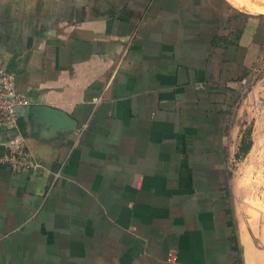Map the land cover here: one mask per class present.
Listing matches in <instances>:
<instances>
[{
	"label": "crops",
	"instance_id": "crops-1",
	"mask_svg": "<svg viewBox=\"0 0 264 264\" xmlns=\"http://www.w3.org/2000/svg\"><path fill=\"white\" fill-rule=\"evenodd\" d=\"M262 58L264 14L230 0H0V67L76 123L17 108L36 167H0V264H239L233 239L253 264L225 193Z\"/></svg>",
	"mask_w": 264,
	"mask_h": 264
},
{
	"label": "rangeland",
	"instance_id": "rangeland-1",
	"mask_svg": "<svg viewBox=\"0 0 264 264\" xmlns=\"http://www.w3.org/2000/svg\"><path fill=\"white\" fill-rule=\"evenodd\" d=\"M261 1L264 0L255 2ZM238 8L246 11L240 6ZM247 71L252 82L248 85L249 91L255 92L257 98L260 96V103L261 92L264 90V58L251 65ZM243 87L247 88V85L244 84ZM256 114L255 122L259 132L255 133L254 141L258 143L250 155L243 156L236 161V166H231L225 194L231 206V217L235 226L240 235L243 233L250 240L252 263L264 264V129L258 126L264 125V111ZM240 255L242 256V250Z\"/></svg>",
	"mask_w": 264,
	"mask_h": 264
},
{
	"label": "built area",
	"instance_id": "built-area-1",
	"mask_svg": "<svg viewBox=\"0 0 264 264\" xmlns=\"http://www.w3.org/2000/svg\"><path fill=\"white\" fill-rule=\"evenodd\" d=\"M29 106L28 100L18 93L14 74L0 67V132L11 136L0 146V167L12 173H23L36 167L17 125V108Z\"/></svg>",
	"mask_w": 264,
	"mask_h": 264
},
{
	"label": "water",
	"instance_id": "water-1",
	"mask_svg": "<svg viewBox=\"0 0 264 264\" xmlns=\"http://www.w3.org/2000/svg\"><path fill=\"white\" fill-rule=\"evenodd\" d=\"M30 113L36 119L44 120L49 123L55 130H76L75 121L62 111L45 105H32L30 106Z\"/></svg>",
	"mask_w": 264,
	"mask_h": 264
},
{
	"label": "bare ground",
	"instance_id": "bare-ground-1",
	"mask_svg": "<svg viewBox=\"0 0 264 264\" xmlns=\"http://www.w3.org/2000/svg\"><path fill=\"white\" fill-rule=\"evenodd\" d=\"M234 4L242 7L252 14H264V1L255 2L256 0H230Z\"/></svg>",
	"mask_w": 264,
	"mask_h": 264
},
{
	"label": "trees",
	"instance_id": "trees-1",
	"mask_svg": "<svg viewBox=\"0 0 264 264\" xmlns=\"http://www.w3.org/2000/svg\"><path fill=\"white\" fill-rule=\"evenodd\" d=\"M243 77H241L239 80H241ZM250 148V143L249 144H247L246 146H245V148H244V153L245 152H247V150ZM230 224V223H229ZM232 251H234L235 253H237V255H238V259H237V261H238V263L240 264L241 263V259H240V256H239V249H238V247H237V243H236V240L235 239H233V245H232Z\"/></svg>",
	"mask_w": 264,
	"mask_h": 264
}]
</instances>
